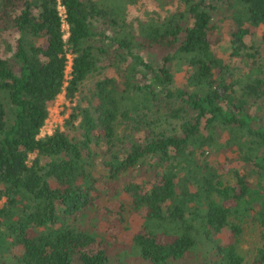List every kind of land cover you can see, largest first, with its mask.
Listing matches in <instances>:
<instances>
[{
  "label": "trees",
  "instance_id": "16d2710c",
  "mask_svg": "<svg viewBox=\"0 0 264 264\" xmlns=\"http://www.w3.org/2000/svg\"><path fill=\"white\" fill-rule=\"evenodd\" d=\"M138 4L0 0V264H109L93 222L99 183L145 211L131 244L140 263L244 264L251 217L263 229L251 264H264V0L162 1L134 28L126 16ZM222 23L226 61L215 50ZM92 74L65 120L77 137L39 136L50 102L72 101ZM228 153L242 171H220Z\"/></svg>",
  "mask_w": 264,
  "mask_h": 264
},
{
  "label": "rangeland",
  "instance_id": "374dc122",
  "mask_svg": "<svg viewBox=\"0 0 264 264\" xmlns=\"http://www.w3.org/2000/svg\"><path fill=\"white\" fill-rule=\"evenodd\" d=\"M164 1L167 5L170 4V0H139L138 6L129 7L127 10V20L134 23V28H136L139 20L145 18V11L150 10L153 7L160 6L159 3ZM229 26L226 23H222L217 34L221 36V41L215 46V50L218 55L224 60L229 59L230 48L228 45L229 36L227 34ZM64 38L68 37V26L66 23L62 25ZM2 38L8 41H12L14 34L12 32H4ZM258 40V37L256 38ZM69 52V51H68ZM109 62V61H108ZM70 64H67L66 74L70 71ZM112 74L111 72H109ZM184 76V71H175V79L177 83L182 81ZM97 74H92L87 80L81 85L80 92L75 96V98L70 101L65 98L64 92L57 95V97L50 102L48 105V117L41 128L39 136L46 133H52L55 129L66 130L65 120L71 109L74 107L75 103L84 95H89V91L97 79ZM69 78V77H68ZM84 104V101L82 102ZM161 126L168 127V123L164 118H160ZM78 122H75V125ZM68 135L70 137H77L78 131L68 129ZM34 155H30L32 158ZM232 158V154L219 156L215 160L218 162L217 166L220 171H226V168L231 165L232 168H236L242 171L243 164L239 161L232 160L227 162ZM96 161V162H95ZM210 163L215 165L213 158H209ZM92 171L96 177H99L104 173V168L101 165V158L96 157L94 159V164L92 166ZM228 179V175H224ZM100 191V196L97 199V204L99 209L96 211L93 222L96 223L97 229L101 232L107 234V241L109 244V264H143L140 263L131 252V244L133 236L142 230L143 217L145 211L135 212L131 209L130 197L127 193L119 191L116 194L109 191L101 183L98 184ZM246 223L243 225V232L240 236L238 242V250L244 257V264H251L254 257L256 256L257 249L262 246L263 241L261 239L262 227H260L251 217L247 218ZM91 233L97 232L96 226L90 225L88 227ZM218 239L222 244H227L230 242L231 233L229 228H223L218 234ZM200 260V258H199Z\"/></svg>",
  "mask_w": 264,
  "mask_h": 264
},
{
  "label": "built area",
  "instance_id": "2783aa9c",
  "mask_svg": "<svg viewBox=\"0 0 264 264\" xmlns=\"http://www.w3.org/2000/svg\"><path fill=\"white\" fill-rule=\"evenodd\" d=\"M58 10H59V13H60V16H61V18H62V20H63V23H66L65 22V10H64V8L60 5V3H59V5H58ZM64 37V36H63ZM65 39V38H64ZM67 64L69 63L70 65H71V55H70V52H67ZM71 70V69H70ZM69 74H70V71L68 72V75L66 74V78H68L69 77ZM46 134H50V133H46ZM45 134V135H46ZM41 136H44L43 134L41 135Z\"/></svg>",
  "mask_w": 264,
  "mask_h": 264
}]
</instances>
